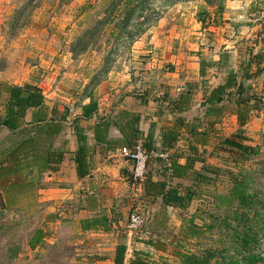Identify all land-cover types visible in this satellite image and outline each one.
Instances as JSON below:
<instances>
[{"label": "rangeland", "instance_id": "obj_1", "mask_svg": "<svg viewBox=\"0 0 264 264\" xmlns=\"http://www.w3.org/2000/svg\"><path fill=\"white\" fill-rule=\"evenodd\" d=\"M228 49H238L234 65L247 60L256 64L259 57H264L263 0H11L0 3V84L4 87L21 80L23 86L46 93L48 105L58 109L56 119L66 116L65 125L74 123L81 106L101 84L109 83L106 88L110 89L122 83L130 84L135 78L142 80L143 76L166 78L182 69H189L190 76H194L196 69L192 67L200 60L211 59L212 52ZM262 70L261 74L252 70L249 76L261 84ZM151 81L153 78L144 80ZM6 96L3 88L0 113ZM257 97L264 104V97ZM230 126L219 125L210 130L211 139L204 154L206 161L198 166L203 173L198 179L199 187L193 190L186 209L170 205L161 212L159 220L167 218L163 224L155 225L151 219L159 211L161 201L144 197L140 193L142 184L130 174V203L116 212L120 224L115 227L117 245L127 246L125 262L129 263L136 252L150 264H178V252L200 253L208 244H215L225 232L222 218L229 214L232 225H237L238 220L229 213V208L217 205L221 202L219 197L230 192L240 174L250 173L252 182L248 191L256 195L244 213L252 216L259 212L256 222H262L264 119L261 125H251L256 130H249L248 125L243 130L226 131ZM233 133L237 137L228 140ZM244 147L257 152H248ZM165 163L166 160L152 158L148 173L151 164H155L158 172L164 170ZM70 205L58 201L41 210L9 213L0 210V264L112 261L116 251L114 242L105 253L94 254L78 242L81 237L78 228L65 230L70 215H76L78 220V211ZM147 210L151 211L150 219L141 228L131 230V214ZM242 212L239 210V215ZM48 215L55 217L54 222L46 218ZM184 226L196 228L198 236L184 237ZM41 227L49 231L48 240L59 236L62 241L52 247L45 241V245L32 251L27 242ZM258 249L264 251V238Z\"/></svg>", "mask_w": 264, "mask_h": 264}, {"label": "crops", "instance_id": "obj_2", "mask_svg": "<svg viewBox=\"0 0 264 264\" xmlns=\"http://www.w3.org/2000/svg\"><path fill=\"white\" fill-rule=\"evenodd\" d=\"M6 1L11 0H0V3ZM237 52L238 49L212 52L211 59H202L206 61L203 65V74L200 73L202 61L200 60L197 66L192 67V70L196 69L194 76H190L192 71L189 69H182L178 74L168 75L166 78L157 75L151 78L143 76L142 80L135 78L130 84L122 83L110 89L106 88L109 83L101 84L94 93H90L88 102L83 104L90 102V96L97 102L98 109L91 118L88 120L82 118L80 108L79 115L73 119L75 121L78 118L76 123L65 125L67 123L65 121L57 134L53 129L52 136L43 135L37 138V147L41 151H48L51 156L45 172L40 175L35 172L32 174L40 177L37 178V187L22 196L18 208L28 211L34 208L41 210L51 204L54 206L58 201L69 202L70 206H74L75 211H78V220L76 215L75 218L73 214L70 215L71 219H67L66 224L64 223L65 230L78 228L81 235L78 242L88 246L90 253L93 251L94 254H103L113 242L117 247L115 227L120 222L116 212L124 210V205L130 203L128 179L133 170V163L121 155V148H130L140 143L148 152L174 153L178 163L184 165L193 156L192 147L206 159L204 154L211 139V129L219 125H231L225 130L232 128L234 132L237 128L246 129L248 125H250L249 130H256V127L251 125H261L264 119V104L257 96L264 97V79L260 84L249 75L255 70L260 74L263 72L264 57L263 55L259 57L256 64L247 60L234 65ZM256 52L254 50L253 54ZM209 62L212 64L210 65ZM230 73L235 74L237 82L244 86L243 96L253 95L260 102L259 108L250 109L245 114L246 120L243 126H240L238 120V114L242 109L240 110L236 101L237 85L228 89L219 103H214L215 98H212V101L208 98L211 90L225 84ZM152 78L151 83L144 82ZM20 81L9 84L23 86L24 83ZM259 84L261 87L258 89ZM42 94L46 100V93ZM6 97L8 98V95ZM251 114L254 116L251 117ZM102 121H107L110 125L106 128L97 125ZM76 129L86 137L88 163L87 173L84 176H80V168L75 161L78 148ZM14 136L15 134L8 129L0 128V148L8 147ZM61 153L63 159L60 161L56 158ZM199 165L203 164L195 162L194 170L201 172ZM150 168L148 176L153 181H165L167 186L173 187L179 193H182V189L185 194L193 191L190 188L192 182L190 175L183 178H169V170L157 172L155 164H151ZM144 192L141 185L140 193L147 199L161 201L162 207L161 198H155L150 192ZM49 216L52 215L46 218L54 222L55 217ZM94 217L107 219L109 230H104L102 227L88 229V219ZM41 229L44 231L42 243L34 250H38L46 243L51 244V247L61 243L62 239L59 240V236L53 241L48 240L49 231L45 227ZM103 261L104 259L100 260V263L103 264ZM104 264H113V259L104 261Z\"/></svg>", "mask_w": 264, "mask_h": 264}, {"label": "trees", "instance_id": "obj_3", "mask_svg": "<svg viewBox=\"0 0 264 264\" xmlns=\"http://www.w3.org/2000/svg\"><path fill=\"white\" fill-rule=\"evenodd\" d=\"M222 58L225 59V56H222ZM205 63V60L200 62L201 74H203V65ZM209 64L211 65L212 62H209ZM236 85V92L238 93L236 101L240 110L242 109L238 114V120L240 126H243L246 120L245 114L250 109L259 108L260 102L253 95L243 96L244 86L237 82L235 74L230 73L227 76L225 84L211 90L208 98L211 101L212 98H215L216 101L214 103H219L222 101L227 90ZM3 88L8 98L2 105L3 112L0 113V128H6L15 134L8 147L0 148V210L3 213H9L14 210H20L18 205L22 196L27 195V193L32 192L37 187V178L40 179V177L33 176L32 174L35 172L40 175L47 169L51 154L48 151H41L37 147V138L43 135L52 136L53 129L55 134H57L62 129L66 116L63 114L59 119H56L58 115L57 109L51 108L48 105L44 95L38 89L28 88L27 85L17 86L10 84L2 87V84H0V91ZM89 98L90 102L81 107V117L87 120L98 109L97 102L91 96ZM77 121L78 118L74 122L76 123ZM97 125H103L106 128L110 124L107 121H102ZM76 134L78 148L75 161L78 168H80V176H84L87 173L88 163L86 137L81 135L79 129L78 131L76 129ZM96 137L100 139L99 136ZM233 137H237V135L229 137L228 140H232ZM227 142H229L228 144H232V146L236 145L235 142ZM243 149L248 152L252 150L257 152V150L249 147H244ZM191 152L193 153L192 158L188 159L184 165L178 163L174 153L169 154L164 169L169 170V178H183L186 175H190L192 177L190 188L194 190L198 189V179L203 175L200 171L194 170V163L201 162L204 164L206 159L199 155L194 147L191 148ZM56 159L61 161L63 153ZM147 176L142 183V189L147 193L150 192L155 198H161L163 201L158 213L151 218L155 225L163 224L167 219L163 218L159 220L161 212L164 213L167 206L178 205L182 209L188 207L193 196V191L188 193V195L182 194L173 187L167 186L168 184L165 181H153L151 177ZM251 182L250 173L240 174L234 181L230 192L225 197H219L221 202L217 207L227 206L230 210L229 213H232L235 219L238 220L237 225H232L233 222L229 220L230 215H226L222 218V223L225 224V232L222 233L220 239L215 241V244L205 246L200 253L178 252V264H264V251L259 252L258 249L261 246L262 238H264V218H261L262 222L260 223V221L256 222L257 218L260 217L259 212H255L252 216L244 213V209L250 208L249 205H252L255 201L256 195L250 194L248 191ZM234 204H237L235 208L233 207ZM239 210H243L241 215H239ZM20 211L22 212L23 210ZM193 218L194 216L189 221L191 224L193 223ZM259 223L260 225H258ZM87 226L88 229L102 227L104 230H109L107 219L104 218L99 219L94 217L88 219ZM182 234L184 237L192 239L197 237L199 233L194 227L184 226ZM223 234L226 235L225 238ZM43 236V229L38 228L35 230L32 238L29 240V246L32 250L42 243ZM126 251L127 246L125 244L117 245L113 264H125ZM13 257L15 258L16 254ZM128 264L150 263L134 252V258Z\"/></svg>", "mask_w": 264, "mask_h": 264}, {"label": "built area", "instance_id": "obj_4", "mask_svg": "<svg viewBox=\"0 0 264 264\" xmlns=\"http://www.w3.org/2000/svg\"><path fill=\"white\" fill-rule=\"evenodd\" d=\"M121 155L133 163L132 175L134 181L142 184L146 179L149 163L152 158L168 160L167 152H148L140 143L134 144L132 147H124L120 150ZM151 217V211L134 212L130 216L129 227L131 230H137L148 221Z\"/></svg>", "mask_w": 264, "mask_h": 264}]
</instances>
